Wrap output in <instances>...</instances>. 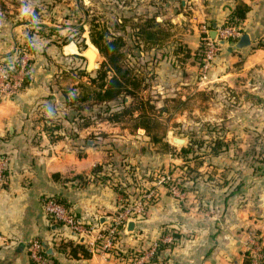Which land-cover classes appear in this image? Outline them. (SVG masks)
I'll return each instance as SVG.
<instances>
[{
	"label": "crops",
	"instance_id": "1",
	"mask_svg": "<svg viewBox=\"0 0 264 264\" xmlns=\"http://www.w3.org/2000/svg\"><path fill=\"white\" fill-rule=\"evenodd\" d=\"M78 1L89 17L97 9L114 18L135 60L154 59L158 75H150L142 91L160 96L159 104L210 88V107L194 117L212 127L205 135L209 145L196 152L198 163H188L186 152L165 150L154 160L155 145L144 128L107 118L106 108L122 109L126 95L124 101L91 102L88 58L69 30ZM237 1L0 0V58L10 66L28 60L25 83L0 102V154L8 162L0 189V264H34L28 254L34 238L60 264H244L250 238L264 243V0H239L249 5L236 22L249 34V47L230 51L233 43H224L204 78L195 57L204 29L228 21ZM86 42L95 60L98 50ZM170 114L160 119L191 121L186 109ZM173 137L168 128L164 139ZM183 138L187 146L190 138ZM168 167L179 179L178 193L157 183L159 170ZM142 188L156 193L143 218L100 250L98 230ZM45 193L58 195L89 222L90 232L78 238L88 257L58 249L66 233L48 219Z\"/></svg>",
	"mask_w": 264,
	"mask_h": 264
},
{
	"label": "built area",
	"instance_id": "2",
	"mask_svg": "<svg viewBox=\"0 0 264 264\" xmlns=\"http://www.w3.org/2000/svg\"><path fill=\"white\" fill-rule=\"evenodd\" d=\"M204 32L203 48L200 52L201 78L205 77L213 58L220 49L218 39L222 38L225 41L227 39H232L235 41L241 34L240 29L228 21L218 26L216 25L215 38L209 35L210 31L208 29L205 28ZM15 62L14 66H10L5 59L0 58V102L11 97L23 85V80L27 72V60L25 57H22L17 58ZM7 163L6 158L0 154V189L3 186ZM156 180L157 183L164 184L168 190L178 193L179 179L173 172L164 171L157 175ZM141 190L142 193L138 197L132 200L125 199L107 228L98 230L95 240L98 242L96 246L100 250H106L113 245L119 233L124 230L126 221L129 217L134 218L135 221L143 218L149 204L156 197V193L152 188H142ZM42 204L48 219L65 230L66 234L64 236L78 239L90 232L89 222L77 216L74 209L64 204L58 195L54 193H45L42 197ZM165 239L171 240V237L168 236L165 237ZM156 248L157 243L152 246L150 254H152ZM245 253V256L249 259L248 264H264V243H262L256 235L250 238ZM28 254L35 264H55L53 258L45 251V246L40 239L34 238L29 241ZM142 260L143 256L139 257L137 262H141Z\"/></svg>",
	"mask_w": 264,
	"mask_h": 264
},
{
	"label": "trees",
	"instance_id": "3",
	"mask_svg": "<svg viewBox=\"0 0 264 264\" xmlns=\"http://www.w3.org/2000/svg\"><path fill=\"white\" fill-rule=\"evenodd\" d=\"M248 9L249 5L247 3L238 0L230 13L228 22L236 25V22L239 19L244 18ZM109 35L110 34L106 33V31L102 29L90 30V41L103 57L100 61V66L96 69L97 75L90 77L91 81L95 83V90L91 101L92 103L101 101L108 102L111 100H117L118 98H121V101H124L125 94L135 96L138 95L141 90L140 83L142 79L136 76L132 69L124 64V52L121 48L124 43L122 35ZM226 42L232 44L234 40L227 39ZM202 48L203 44L199 47L198 54H200ZM25 81L26 79L23 80V84ZM170 102L172 103H170V106L168 103L157 107L155 104L150 103L149 98H144L139 95L137 104L133 107L135 113L133 110L126 109L125 107L122 115H128L127 119L131 120L130 127L132 129H137L138 127L144 128L146 134L150 136V141L154 144H160L164 148H169L173 145L164 139L167 126L160 118L162 113L167 111L170 114L172 111L183 108L186 104L185 98L182 99L180 97H172L170 98ZM106 110L108 112L107 118L119 121L120 118L111 117V113L109 114V106ZM120 111H122V109H120L118 113H121ZM180 150L185 152L187 148L185 145H181ZM122 193L124 196L127 194V192L124 191ZM62 202L66 204V202ZM76 215L80 216L77 212ZM62 238H66V240H61L58 243V249L60 251H68L70 255L75 257H88L90 255V250L83 242H80L78 239L72 237ZM47 254L53 258L55 264H60L57 258L49 253ZM248 262L249 259L246 257L244 264H248Z\"/></svg>",
	"mask_w": 264,
	"mask_h": 264
},
{
	"label": "rangeland",
	"instance_id": "4",
	"mask_svg": "<svg viewBox=\"0 0 264 264\" xmlns=\"http://www.w3.org/2000/svg\"><path fill=\"white\" fill-rule=\"evenodd\" d=\"M75 11L76 12L69 14V19L71 20V22H69V25H70L69 30H70V34H71L72 38H74L75 41H77L81 45V51H83V52L85 51L86 47L88 46V43L86 42V40L90 41V30H92V29H102V30L106 31V33L110 34L109 36L120 35V34L122 36H126V33L121 32L117 28V26L114 24L115 20L113 17L107 16V19H106L104 16H102V14L98 13L97 9H94L93 11H91L90 17L88 15H86V11L84 13V9H83V5H82L81 1H78V5L76 6ZM83 15H85L86 25L89 26L88 29L83 28V25H84V23H83V17L84 16ZM106 23H107V27H106ZM86 28H87V26H86ZM201 35L205 36V32L203 31L201 33ZM63 40H64V37H63ZM202 41H204V39H202ZM125 42H126V40H125ZM225 43H226V41H225ZM124 44L125 43H123L121 48L124 52L123 61H124L125 66L130 67L132 69V71L136 74L141 73V74H137V75H146V77H147V79L146 78L142 79V81L140 83L141 90L139 91L138 95L131 96L129 94H125L127 96L128 101H127V104L122 108V111H120L121 113H118L119 109L114 108L115 105H113V104L111 106L112 109L109 112V114L111 113L110 115L112 118H117V117L120 118L119 121H122V125L127 126L130 129L131 128L130 127L131 120L127 119V116H128L127 114L122 115V112L125 109V107H126V109L133 110L134 109L133 107H135L137 104L139 95H142L144 98H149L151 100H154V101H152V103L155 104L157 107H160L161 104L158 103L160 100V96L157 95V96L152 97L150 95H146L147 93L150 94L151 92L142 91V88L144 89V87H146L147 84L150 83V75H152V76L158 75L157 73L154 72V68L152 67V66H157V63H154V61H153L154 59L149 58V59H147V62H150V64H149L150 67H147L146 65L148 63L146 61L143 62V61L135 60L133 58L132 49L127 47ZM222 45H224V44H220V46H222ZM177 49H179V46L176 45V46H174V48L170 47V48L164 49V50L160 51V53L166 54L167 51L170 52L171 50H177ZM195 57L199 62L198 64H199V68H200L201 61H200V54H198V50L196 52ZM102 59H103V57H102V55H100V53L98 51L97 56L95 58L94 67L92 69H87L91 72V75H97L96 69L100 66V61ZM177 62L178 63L180 62V58L177 60ZM27 65H28V60H27ZM27 65H26L27 72L25 75H28ZM136 68L138 70H140V72H138L136 70ZM199 71L201 74V69H199ZM193 92L186 93V95H185V101H186L185 106L179 110L174 111V112H178V111L186 109L187 114L190 115L191 121L192 120L193 121L192 122L191 121L185 122V123H181V122L179 123L176 121H172L169 124H166L167 129L170 128L173 131V136L183 137L185 135H188V137L190 138V139H188V141L190 143L187 144V146H185L187 148V150L185 152L188 153L186 155L187 159H189L188 163H191V162L196 163V161L198 163L199 160H198V158H196L198 156L197 155L198 153H196V152L201 151L202 147H207V145H209L210 137H209V135L208 136H205V135L210 134L211 130H212V127L210 124L196 123L194 117H199V113L201 111H207L208 110V108L210 107L211 102L213 101V98H214L213 93L210 91V88H208L203 93H198L199 91L196 93H193ZM173 97L176 98L178 96H177V94H175ZM113 101H115V100H113ZM198 101H199V103H197ZM169 103H171V102L169 101ZM195 107L198 108L197 109L198 112H194L196 110ZM133 112L135 113L134 110H133ZM109 114H108V116H109ZM172 115L166 111V112L162 113L161 118H164V117L170 118ZM167 141H169L173 146L169 147V148H164L160 144H154L155 145L154 151H153L154 160L160 159L161 154L159 152L163 151V150L169 151L174 155H179V154H182L184 152V151L182 152L180 150V146L182 145V143L177 142V141H173L172 138L170 140H167ZM180 165L181 164H178V166H180ZM188 169H189V167H188ZM161 170H159V173L162 172ZM189 170L193 171V166H192V169L190 167ZM168 171L173 172V169L169 168Z\"/></svg>",
	"mask_w": 264,
	"mask_h": 264
},
{
	"label": "water",
	"instance_id": "5",
	"mask_svg": "<svg viewBox=\"0 0 264 264\" xmlns=\"http://www.w3.org/2000/svg\"><path fill=\"white\" fill-rule=\"evenodd\" d=\"M209 35L212 37V38H215L216 37V24L214 23L213 26H212V29L211 31L209 32ZM218 43L219 44H224L225 43V40L220 38L218 39ZM250 43H251V39H250V36L247 32H243L240 34V36L234 41V43L232 45H230L228 47V50H232V49H246L247 47L250 46ZM97 49V48H96ZM85 55L87 56L88 58V62H87V69H92L94 67V52L92 51V49H90L89 46L86 47L85 51H84ZM96 58V57H95ZM173 141H177V142H180V143H183L184 142V138L183 137H180V136H174L172 138ZM134 227H135V219L132 218V217H129L126 221V225L124 227V231L126 233L128 232H131L134 230ZM48 253V252H47Z\"/></svg>",
	"mask_w": 264,
	"mask_h": 264
}]
</instances>
